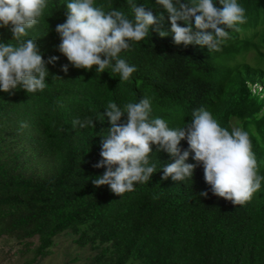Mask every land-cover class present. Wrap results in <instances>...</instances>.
<instances>
[{
	"label": "trees",
	"instance_id": "1",
	"mask_svg": "<svg viewBox=\"0 0 264 264\" xmlns=\"http://www.w3.org/2000/svg\"><path fill=\"white\" fill-rule=\"evenodd\" d=\"M254 20L264 0H0V264L65 233L86 264H264V146L236 130L264 111V50L236 61Z\"/></svg>",
	"mask_w": 264,
	"mask_h": 264
},
{
	"label": "clouds",
	"instance_id": "2",
	"mask_svg": "<svg viewBox=\"0 0 264 264\" xmlns=\"http://www.w3.org/2000/svg\"><path fill=\"white\" fill-rule=\"evenodd\" d=\"M244 10V9H242ZM220 20L224 25H227L230 30L236 28L235 22L229 21L226 14L221 11L219 14ZM254 20L256 27L258 28L260 33H264V22ZM248 48L245 50H241L238 52L239 56L236 58L237 63H242L244 60L245 62H248L252 66H261L262 62L258 61V54L259 52L264 50V38L261 39L260 37H254L252 39L251 44L247 46ZM243 51V52H242ZM244 59V60H243ZM243 60V61H242ZM263 80H264V72H263ZM254 90L256 91L263 89L264 85L261 82H256L253 85ZM264 111L260 110L255 112L254 116V122L248 124L246 128H238L236 127V130H239V138L238 140L241 143H246L250 148L256 151V147H262L264 146ZM256 153V152H255ZM225 181V179L223 180Z\"/></svg>",
	"mask_w": 264,
	"mask_h": 264
},
{
	"label": "rangeland",
	"instance_id": "3",
	"mask_svg": "<svg viewBox=\"0 0 264 264\" xmlns=\"http://www.w3.org/2000/svg\"><path fill=\"white\" fill-rule=\"evenodd\" d=\"M234 60L232 59L231 62ZM68 235L65 233L56 237V245L53 246L52 253L46 256L41 264H86V255L89 251L74 243ZM75 258L79 259L73 262L72 259Z\"/></svg>",
	"mask_w": 264,
	"mask_h": 264
}]
</instances>
